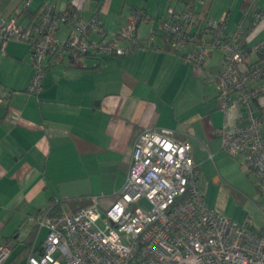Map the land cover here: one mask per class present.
Returning <instances> with one entry per match:
<instances>
[{"label": "crops", "instance_id": "1", "mask_svg": "<svg viewBox=\"0 0 264 264\" xmlns=\"http://www.w3.org/2000/svg\"><path fill=\"white\" fill-rule=\"evenodd\" d=\"M69 1L84 19L97 12L108 38L134 9H142L147 18L137 34L143 44L123 57L51 63L35 96L26 92L33 73L28 45L9 40L4 51L0 45V243L11 247L5 264H26L29 253L40 249L46 230L32 235L23 226L26 215L54 203L69 213V203L93 196L100 198L101 208L108 207L124 184L132 143L145 129H169L175 138L190 142L199 169L202 153L212 160L223 152L217 129L233 126L240 108L230 104L219 110L215 76L222 53L211 51L199 67L162 50L160 21L169 7L176 12L191 8L199 23L227 14L229 30L251 29L255 14H264V0H248L245 7L243 0H155V7L151 0H30L27 11L38 13L46 2L64 10ZM22 2L0 0V20ZM35 17L25 10L18 22L27 24ZM68 34L65 25L56 31L59 40ZM262 38L264 20L248 34L251 44ZM258 200L251 199L243 222L226 217L264 236V200Z\"/></svg>", "mask_w": 264, "mask_h": 264}, {"label": "built area", "instance_id": "2", "mask_svg": "<svg viewBox=\"0 0 264 264\" xmlns=\"http://www.w3.org/2000/svg\"><path fill=\"white\" fill-rule=\"evenodd\" d=\"M22 8L0 20V45L3 51L9 40L30 45L31 95L40 92L51 63L71 58V64H77L85 56L123 57L143 44L135 34L143 22L138 10L108 38L97 15L84 19L58 13L48 2L33 26L18 22ZM262 20L264 14L257 12L252 29ZM199 22L190 9L179 13L169 7L162 21L169 41L161 49L199 67L211 51L222 53L215 76L219 109L224 112L233 104L240 113L233 126L217 129L220 148L242 158L264 200V38L251 44L250 30H229L227 14ZM63 25L69 34L59 40L56 31ZM199 176L190 142L175 138L169 129H145L132 143L124 184L108 207L101 208L100 198L93 196L89 205L74 212L25 218L23 226L46 230L39 251L29 255L26 264H264V236L210 208ZM10 252L0 243V264Z\"/></svg>", "mask_w": 264, "mask_h": 264}, {"label": "rangeland", "instance_id": "3", "mask_svg": "<svg viewBox=\"0 0 264 264\" xmlns=\"http://www.w3.org/2000/svg\"><path fill=\"white\" fill-rule=\"evenodd\" d=\"M149 3L151 7L156 5L155 0ZM200 161L199 185L207 205L229 218L243 222L251 208V199L258 200L254 173L248 171L240 157L234 158L224 152L215 154L212 160L202 153Z\"/></svg>", "mask_w": 264, "mask_h": 264}, {"label": "trees", "instance_id": "4", "mask_svg": "<svg viewBox=\"0 0 264 264\" xmlns=\"http://www.w3.org/2000/svg\"><path fill=\"white\" fill-rule=\"evenodd\" d=\"M25 0H23V2H24ZM22 2V3H23ZM22 3H21V5H22ZM46 3H48V2H46ZM51 3V2H50ZM53 4V3H52ZM187 4H189V6L191 7L192 5H190V3H187ZM29 5V4H28ZM248 5V0H243V2H242V6L243 7H245V6H247ZM43 6H44V4L42 5V7L40 8V10H39V12L37 13H32V14H30V12L29 11H27V7L28 6H26V7H24V8H22L21 9V12H20V16H21V14L23 13V11L25 12V10H26V12H27V16L29 17V18H32V17H35V19L34 20H32L31 22H28V24H32L33 26H35V24H36V22H37V20H38V17H39V13H40V11H41V9L43 8ZM55 6V5H54ZM55 8H56V6H55ZM185 9H189L188 7H186ZM184 9V10H185ZM191 9V8H190ZM56 10L58 11V13H63V12H68L69 14H77V12L74 10V8H73V6L71 5V2L69 1L68 2V4H67V6H66V9H64V10H58L57 8H56ZM135 10H138V11H140L141 12V17L139 18V21H141V20H143V21H145V19L147 18V15L145 14V12L141 9H134L133 11H135ZM174 10V9H173ZM183 10V11H184ZM132 11V12H133ZM175 11V10H174ZM182 11V12H183ZM180 13V12H179ZM78 15V14H77ZM97 15V17L101 20V18L98 16V14H97V12L96 13H93V16H96ZM165 15V14H164ZM164 15H163V17H162V19H161V21H160V28H161V30L163 31V35H164V38H165V43L164 44H166L168 41H169V38H168V34L162 29V21H163V18H164ZM19 16V17H20ZM81 17V16H80ZM90 18V17H89ZM88 18V19H89ZM142 23V22H141ZM141 23H138L137 24V26H136V30H135V34H137V28H138V26L141 24ZM101 27L103 28V23H102V20H101ZM251 29H252V25H251V27H250ZM104 29V28H103ZM251 29H248V31L249 30H251ZM105 30V29H104ZM115 35V34H114ZM25 43V42H24ZM25 44H27L28 45V43H25ZM28 47H29V50H30V45H28ZM164 51H166V52H168L167 50H165V49H163ZM87 56H85L84 58H86ZM248 59H249V57H248ZM255 59V58H254ZM250 60H253V57L252 56H250ZM68 61L70 62V63H72L71 62V58H68ZM26 92H27V88H26ZM35 96V95H34ZM248 169V168H247ZM248 171L249 172H251V173H253L252 171H250L249 169H248ZM255 180H256V178H255ZM255 190H256V182H255ZM37 213H42V214H48V216H56V215H59L60 213H63V210L61 209V207H60V205L58 204V203H54V204H51L48 208H46L45 210H42V211H39V212H35V213H32V214H28V215H35V214H37ZM66 213V212H65ZM28 215H26L25 216V218L28 216ZM25 218H24V220H25ZM24 220H23V224H24ZM245 226H247V227H249V228H251V229H253L252 227H250L249 225H246V224H244ZM24 227H26V228H28V229H31V233H32V235H35L36 234V230H37V228L36 227H34V226H31V225H28V226H24ZM4 243H6V242H4ZM8 246H9V248H10V251H11V247H10V245L8 244V243H6ZM11 253V252H10ZM31 254H33V252L31 253H29V255H31ZM28 255V256H29ZM10 256V255H9ZM27 256V257H28ZM9 258V257H8ZM8 258L4 261V263L3 264H5L7 261H8Z\"/></svg>", "mask_w": 264, "mask_h": 264}, {"label": "water", "instance_id": "5", "mask_svg": "<svg viewBox=\"0 0 264 264\" xmlns=\"http://www.w3.org/2000/svg\"><path fill=\"white\" fill-rule=\"evenodd\" d=\"M89 204H90V200H83V201H79V202H71L68 204V207H69L71 212H74L78 208L85 207Z\"/></svg>", "mask_w": 264, "mask_h": 264}]
</instances>
